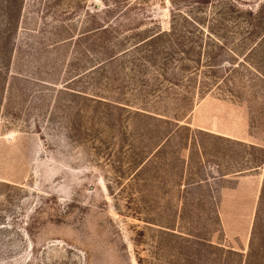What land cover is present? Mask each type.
<instances>
[{
    "label": "rangeland",
    "instance_id": "1",
    "mask_svg": "<svg viewBox=\"0 0 264 264\" xmlns=\"http://www.w3.org/2000/svg\"><path fill=\"white\" fill-rule=\"evenodd\" d=\"M0 264H264V0H0Z\"/></svg>",
    "mask_w": 264,
    "mask_h": 264
}]
</instances>
